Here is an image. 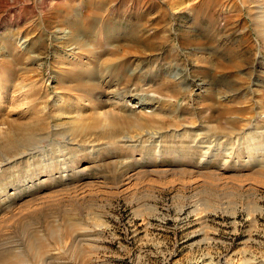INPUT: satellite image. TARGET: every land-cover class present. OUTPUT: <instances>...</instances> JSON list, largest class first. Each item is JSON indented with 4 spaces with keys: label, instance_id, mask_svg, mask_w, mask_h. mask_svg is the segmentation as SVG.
I'll return each instance as SVG.
<instances>
[{
    "label": "rangeland",
    "instance_id": "1",
    "mask_svg": "<svg viewBox=\"0 0 264 264\" xmlns=\"http://www.w3.org/2000/svg\"><path fill=\"white\" fill-rule=\"evenodd\" d=\"M192 2L0 0V251L13 250L24 260L22 264H264V173L259 171L264 162L251 163L252 153L247 150L249 133L254 132L251 127L259 116L252 119L250 113L241 112L243 153L227 167L220 165L227 159L224 155L198 167L203 150L199 145L206 146L213 139L203 137L196 127L183 125L192 110L201 111L198 121L206 125L201 120L204 114L218 109L205 108L210 77L205 67L214 66V46L223 45L225 50L230 43L238 44L243 34L254 45L248 51L252 54H246L250 57L240 69L220 72L233 81V88L226 91L236 99L224 103V97L216 94L215 101L243 109L248 99L264 96V34L257 18L263 13L264 0H231L227 7L212 3L204 14H213L216 27L206 23L205 15L197 23L199 29L190 31L194 29L189 27ZM229 18L230 28L225 24ZM218 25L223 26L221 31ZM209 27L226 37L204 38L201 46L208 63H199L194 56L188 57L186 47L179 46L178 36L188 30L201 35ZM101 35L115 37L100 46L93 38ZM126 35H147L154 46L132 45ZM71 43L74 48L69 47ZM117 44L128 56L129 72L139 67L131 78L123 76L116 82L98 74L99 84L91 90L72 85L73 71L82 78L78 70L86 62L102 73L99 63L115 57L112 52ZM93 55L98 56L94 64ZM204 78L207 81L201 86ZM163 80L160 92L155 90ZM124 88V114L151 113L156 105L144 104L150 98L162 109L168 100L177 105L179 125L174 124L175 130L167 126L169 131L154 139L145 135L147 128L131 125L111 138H97L95 130L67 136L51 133L53 128L66 129L71 121L80 122L75 117L59 118L65 110L82 107V101L69 99V94L90 97L83 106L90 116L98 105L109 108L114 103L112 93ZM170 88L180 92L170 96ZM45 104L50 114H44L46 127L39 133L35 154L20 155L25 150L22 143L17 152H6L7 138L16 140L20 135L12 121L27 122L32 106L39 109ZM88 115L83 118L86 123ZM226 139L214 142L234 150L239 147L237 136ZM62 156L68 158L67 171L58 162ZM31 237L47 243L40 257L34 258L27 244Z\"/></svg>",
    "mask_w": 264,
    "mask_h": 264
},
{
    "label": "bare ground",
    "instance_id": "2",
    "mask_svg": "<svg viewBox=\"0 0 264 264\" xmlns=\"http://www.w3.org/2000/svg\"><path fill=\"white\" fill-rule=\"evenodd\" d=\"M225 1L227 3H225ZM229 1H231V0H198L195 2L193 0V2L191 4H189L190 5L188 7L189 10L187 9L189 11L191 17H192V22H193V24H189V27L191 26L194 28V29H190L188 27L190 29V31L199 29L200 25L198 26L197 23L199 24L203 18L202 16H205V15H206L205 18H207V19H205L207 21L206 23L210 26L211 25L215 26L217 24V22L215 21L213 14L210 12H207L204 14L205 10H207L206 7H208L212 3L220 5L221 7H223V6L227 7ZM182 2H183V0H181V3ZM221 9L226 10L227 8L226 9L221 8ZM257 18H259L261 20L263 28H261L260 31L262 34H264V10H263V13L262 14L260 13V15ZM214 22H216V23H214ZM225 24H226V26H228V28H230L229 26L233 25L230 22V18L228 19V21ZM222 28H223L222 25L221 26L218 25V29L220 31ZM190 31L189 30H188V32L184 31L185 32L184 34L182 33L181 35L178 36L179 46L183 47V48L186 47L188 49V53H189L188 57L189 58H190V56L191 57L194 56L199 63H201V62L208 63V59L204 53L206 50L204 49V47L201 46L202 40L205 38L207 40H210V41L213 40L214 41V39H215L214 36H217V37L220 36V37H222L221 39H224V37H226V36L224 34L214 33L213 28H210V27L208 28V30L202 32L201 35H196L194 33L192 34V33H190ZM127 36L129 37V42H131L132 45H135V46L140 45L143 47H148L151 45L154 46L153 45L154 44L153 39L145 38L147 35H126V37ZM61 37H64V35ZM112 37L114 38L115 35H105L104 37L101 35L99 37L97 36L96 40L93 38V40L98 45L102 46L105 40H109ZM116 37L118 38L120 36L117 35ZM159 37L163 38L164 41L167 40L166 35H161ZM70 38H71V36H70ZM238 42H239L238 44L236 42L230 43L229 46L224 47L225 50L223 49V45L213 47L212 51L217 54L216 61H214V66H211V67L206 66L205 67V68H207V71H208L207 75H208V77L209 76L210 77H209L207 83H206L207 80L205 78H204L205 80L203 79L200 81L201 86L205 85V83L208 85L206 88V92H207L206 96L209 99V101H207V102L205 101L206 104L204 103L206 110L211 109L212 106L213 107L216 106L218 109L217 110L212 109L213 113L207 112V115L204 114V116L202 117L201 120H203V122H205L206 125L201 124L198 121V118H200V115H201L200 114L201 111H199L200 113H198V111L192 110L191 112H189L190 113L189 115H185V118H186L185 120L186 121L188 120L187 123H183V125H185V128H188L191 126L196 127L197 129L200 130L199 134H201L203 137H205V138L209 137V138L213 139V140H210V142H207L208 145H206V146H203L204 144L199 145V147L202 148L203 150H202V154H201V156H202L201 162L202 163L197 164L198 167H202V166L205 167L204 164H208L213 159L216 161L217 159H220V157H223V155L226 156L227 159L224 161V163H221L220 165H221V167H227L228 162H230V160L232 158H234V156H236V155L240 156L243 153V146L241 144L243 142L242 132L244 131V125L245 124L242 122L243 117L241 115V112H242V114L245 112L250 113L252 119L254 118L255 114H257L259 116L258 122H260V123L256 122V124H253L251 127V129H253L254 132H253V134L249 133V140L251 141L250 142L251 145H248L247 150L252 153L249 157V161L251 163H257L258 164L259 162H261V163L264 162V96H263V94H262V97L258 98L257 100H253V99L249 100L248 99L246 101L247 105L244 106L245 108L243 107V109H242V107H240L238 105L234 106V105H230V104H228V105L224 104V103H227L225 101L232 100L231 99L232 97H234L236 99V97L234 94L226 91L227 88H233L230 86L231 82H233V81H230V79L228 80L227 77L221 75V73L223 71L227 72V70H229V71L234 70L235 71V70L240 69L243 66L242 64H243L244 60L246 58L250 57V56H246V54H250V55L252 54V53L248 52L250 50L249 48L252 49L254 47L253 43L250 41V38L248 37L247 34L241 35V39L238 40ZM72 44L73 43H71L69 45L70 48H74V47H72ZM122 44H124V42ZM127 44L129 45V43H127ZM121 46L122 45L117 44L114 47L116 48V51H119L118 49ZM244 46H246V47H244ZM221 48L224 50L223 53L219 52L221 50ZM174 49L175 48H173V50ZM176 49H177V47H176ZM82 50H83L82 52L85 51L84 49H82ZM116 51L112 52L113 54H115V57H106V58L104 57L105 59L103 58L104 60L101 63H99L101 65V68H102L101 70H103L102 73L100 72V69L97 70V69L93 68V66H95V65H92V63H88V62H86V64L82 65L81 69L79 68V70H78L80 72V74H82V78L75 76L73 74L74 73V71H73L71 76L74 78V82L72 85L77 89L81 88V89H85V90H91V89L97 87V86H95L96 84L97 85L99 84V83H97V79H95V76L96 75L98 76V74H101L100 75L101 78L104 75H106L107 78L106 77L105 78L107 80H113L116 82L121 81L120 77H123V76L125 77L126 80L131 78V75L133 73H135V71L138 70L139 67L136 66L131 70V72H129V70H130L129 69V63L130 62H128V60H126V58L128 57V56H126V52L121 53L119 51V54H118ZM152 53H154V52H152ZM186 53H187V51H186ZM97 57L98 56H96V55H93V57H91V60H92L91 62H93V64L97 63V60H98ZM247 60L249 61V59H247ZM115 62H119V63L116 64L115 66H113L112 64ZM196 63L197 62H195V64ZM202 66H203V64H202ZM212 68L214 69L213 77H211V75H209L212 72L211 71ZM196 69H197L196 71H199L197 66H196ZM201 71L203 74L204 71L203 70H201ZM214 72H215V74H214ZM77 74H79V73H77ZM237 78L239 80H243V77L241 75H238ZM138 80H140V79H138ZM164 81L165 80L161 81V83L158 86L156 85L155 90L160 92V89L162 88V84L164 83ZM234 81L236 82V80H234ZM136 82H137V80H136ZM237 82H239V81H237ZM263 85H262V87L264 88ZM235 86H236V84H235ZM66 87H67V85H66ZM98 87H100V86H98ZM61 88L64 89L63 87H61ZM170 89H169L170 93L168 92L170 94V96L172 94H175L176 91L180 92L179 88H178L179 90H177V89L175 90L174 88L171 90ZM126 91H127V88H124V89H121V92L116 91V92L112 93L113 94L112 100L114 103H112L109 108H105V109H100L101 106L98 105L96 107L95 113L90 115V116L86 112H84V110H83V106L88 105V103H89L88 99L90 97L89 96L88 97L87 96L81 97L82 95L80 96L79 94H77V95L76 94H69L68 95L69 99L75 98L77 100V102L82 101V102H80V105L82 107L76 109L75 111H72L71 109L69 111L65 110L59 114L60 117H59V115H56V114L55 115H56V117H59L60 119L61 118L71 119V118L75 117L80 122L75 123V121L74 122L71 121L70 124L68 125V127H66V129L61 128V127L60 128L57 127V128H53L52 132L51 131L50 132L53 133V131H54L53 134L65 132L66 134L65 133L64 134H65V136H67L70 134H79V133H85L86 134L87 132L89 133L90 131L95 130L96 133L98 132V134H96L97 138H99L101 136H103V137L107 136V137L111 138V137H113V135L116 136L117 134L126 131V129L129 130L130 125H131L133 127H137L138 129L139 128L140 129H146L147 128L145 131V135H148L150 137V139H152V138L154 139V136L161 135V134L163 135L164 131H169V128H167V126L168 127L170 126V128H172L171 130H175L174 124L175 123L177 124V122L179 123V119L177 116L178 114L175 113V111H177V109H176L177 105L176 104H173L172 102L169 103L168 100H165L164 106L165 105H167V106H165V108L162 109L163 106H161L157 100L150 98V99H147L146 103H144V104H147V105L149 104L150 106L156 105V109L152 110L151 113H147V112H144V110H142L139 114H137L138 116H131L130 114H127V113L124 114L123 113V108H125V105L121 102V101H123L121 99V94H125ZM164 92H166V91H164ZM216 94H218L220 99L222 97H224L222 100V101L225 100L224 103L219 102V101H215V100H218V98H217L218 96H216ZM166 95H167V93H166ZM71 96H73V98H71ZM166 99H167V97H166ZM56 105H57V103H56ZM202 108H204V107H202ZM183 110H184V108H183ZM31 111H32L31 117L28 118L27 122L25 121L24 123H22V122L20 123L17 121H12V123L15 124V126H17V127H15V129L17 130V133H19L20 135L19 136L17 135L19 138L16 140L15 139L11 140L10 138H7L6 144L3 146L5 148L6 152H8V153H13V151L17 152L19 150V147H20L18 145V143H22V146L25 148V150L21 151V153L19 152L20 155L22 153L23 154L28 153V154L33 155V154H35L36 149L40 147L41 138L39 136L40 135L39 133L43 132L45 127H46V123H45V120L43 117H44V114L49 115L50 113L47 112L48 108H47L46 104L43 107L42 106L39 107V109L35 108L33 105L31 108ZM119 111H121V112H119ZM86 115H88L90 118L88 123H86L83 120V118ZM86 118H88V117H86ZM177 125H179V124H177ZM137 128H134V129H137ZM177 130H178V128H177ZM224 136L227 138L226 140H230L231 138H233V136H237V140L239 141V144H238L239 147H236L234 150L233 148H226L225 146H222V145L217 146L218 142L216 143L214 141L219 140L221 137H224ZM124 137L129 139L130 136L124 135ZM231 143H233V142H231ZM233 146H234V144H232V147ZM188 148L190 150H193V146H189ZM223 150H226V151H224L226 153H224V154L220 153L221 151L223 152ZM230 150H232V151L230 152ZM20 155H18V156H20ZM41 156H43V154ZM43 157L44 158L46 157L45 154ZM60 158L61 159H59L58 162L61 165V168H64V171H67V169H69V164L67 162L68 158L66 159L65 156H62ZM9 159H7V160H9ZM48 161H49V159H48ZM45 163H46V161H45ZM154 170L157 172L158 170L164 171L166 169H154ZM259 171L264 173V167H261ZM67 225H68L67 227H70L69 224H67ZM49 231H50V234H52L54 232L53 229H51V228H49ZM53 237H54V235H53ZM43 241L38 240V239H34L32 237L28 239L27 244L29 247L32 248V253H33L34 258L40 257L42 255V251L45 250L47 243L45 244L44 243L45 241L44 242ZM22 262L24 263V260L21 259L20 257H18L16 254H14L13 250L0 251V264H19V263L22 264Z\"/></svg>",
    "mask_w": 264,
    "mask_h": 264
}]
</instances>
